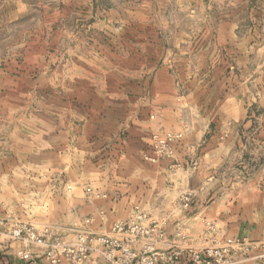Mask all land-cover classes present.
Here are the masks:
<instances>
[{
	"label": "crops",
	"instance_id": "crops-1",
	"mask_svg": "<svg viewBox=\"0 0 264 264\" xmlns=\"http://www.w3.org/2000/svg\"><path fill=\"white\" fill-rule=\"evenodd\" d=\"M107 35L72 72L59 62L55 85L9 73L6 90L0 76V95L35 89L46 100L38 123L0 124V218L66 227L71 239L69 228L108 232L139 205L167 220L169 242H181L180 227L188 244L200 243L206 219L223 239L259 246L250 255L264 252V2L232 0L195 25L155 14ZM158 130L182 137L152 163L144 156ZM183 193L191 202L181 211ZM51 203L60 214L36 212ZM21 248L0 234V264H49L39 247L17 258Z\"/></svg>",
	"mask_w": 264,
	"mask_h": 264
},
{
	"label": "rangeland",
	"instance_id": "rangeland-1",
	"mask_svg": "<svg viewBox=\"0 0 264 264\" xmlns=\"http://www.w3.org/2000/svg\"><path fill=\"white\" fill-rule=\"evenodd\" d=\"M231 1L0 0L1 85L6 89L10 84L7 78L9 73L17 77L26 74L30 77L29 84L33 86L43 87L41 77L49 80L47 85H51L50 83L55 85L57 69H61L59 62L65 64V73L72 72L70 63L77 64L80 59L89 57L88 53L92 51L91 44L105 43L109 39L107 33L111 28L117 29L121 25H126L133 29L141 20L150 24L155 14L165 17L172 14L176 20H182L184 24L191 22V25H195L198 24L200 13L208 12L215 16L221 9L230 11ZM256 1L264 2V0ZM15 81H18L17 84L24 83L22 78ZM43 85H46L45 81ZM30 95L26 98L10 97L2 92L0 124L7 125L8 122H14L18 127L23 128L25 125L38 123L40 115L35 109L40 108L46 100H42L35 89ZM24 102L30 105L29 112L24 114L13 111V105L22 106ZM7 109L13 112H7ZM53 207L54 204L51 203L49 210L35 211L38 214L61 213Z\"/></svg>",
	"mask_w": 264,
	"mask_h": 264
},
{
	"label": "built area",
	"instance_id": "built-area-1",
	"mask_svg": "<svg viewBox=\"0 0 264 264\" xmlns=\"http://www.w3.org/2000/svg\"><path fill=\"white\" fill-rule=\"evenodd\" d=\"M181 137L179 132L158 130L151 133L150 154L144 158L155 163L170 156L171 145ZM86 191L91 192L90 188ZM190 202L188 194H181V211L186 210ZM93 221L90 216L84 219V224ZM166 222L134 205L124 219L112 223L108 232L72 227L69 229L73 236L67 239L61 235L63 228L57 225L36 227L19 220L0 218V234L21 242L22 248L15 253L17 258L28 259L32 249L39 247L49 264H264V252L250 255L259 246L245 238L223 239L211 221L201 220L197 233L201 242L195 245L185 241L180 227L175 228V236L181 242H169Z\"/></svg>",
	"mask_w": 264,
	"mask_h": 264
}]
</instances>
